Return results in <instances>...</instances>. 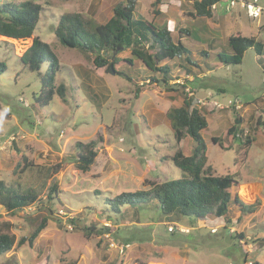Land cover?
<instances>
[{"label": "rangeland", "instance_id": "obj_1", "mask_svg": "<svg viewBox=\"0 0 264 264\" xmlns=\"http://www.w3.org/2000/svg\"><path fill=\"white\" fill-rule=\"evenodd\" d=\"M6 1L24 0L0 4ZM31 1L41 5L31 37L0 36V60L6 64L0 73V179L22 191L34 190L39 199L15 213L0 205V221L12 223L16 239L46 222L31 246H15L0 256V264H264V72L253 49L244 52L239 64H221L216 56L231 52L225 39L234 31L264 43V0H258L263 7L258 16H249L238 5L229 9L221 1L211 17H195L192 0L158 6L152 5L154 0H135L134 17L166 24L173 39L180 29L190 30L182 40L195 65L187 71L183 59L168 61L170 83L184 82L196 100L207 101L197 102V107L213 109L202 131L207 163L218 175L239 172L245 201L258 202L249 216L239 217L231 202L226 218L207 215L199 221L158 217L154 201L141 208L144 216L133 208L115 213L105 203L122 190L148 189L149 182L181 178L171 156L177 148L189 154L193 145L188 135L176 143L166 117L169 107L180 105L181 96L168 99L161 83L148 82L149 73L140 64L137 79L116 72L98 76L91 55L62 46L54 34L62 14L80 13L95 24L104 23L121 0ZM34 37L55 52L60 63L55 84L65 85L64 98L55 95L41 107L32 105L41 76L20 60ZM118 56L128 58L130 52ZM121 69L126 75L123 61ZM44 70L41 67V73ZM136 84L141 85L138 95ZM235 99L242 104L239 110L213 104ZM237 117L234 135H226ZM246 136L252 138L250 145L242 144ZM213 137L222 146L213 143ZM90 140H97V156L88 171H81L75 166L76 143ZM251 183L255 199L248 194ZM86 228L90 235H85ZM240 233L243 237L237 236Z\"/></svg>", "mask_w": 264, "mask_h": 264}, {"label": "trees", "instance_id": "obj_2", "mask_svg": "<svg viewBox=\"0 0 264 264\" xmlns=\"http://www.w3.org/2000/svg\"><path fill=\"white\" fill-rule=\"evenodd\" d=\"M169 1L154 0L152 5H163ZM221 1L224 0H192L194 9L192 14L195 17H211L212 5L217 6ZM134 10L135 0L118 1L113 6V13L108 20L99 24L84 18L80 13H64L58 19L54 34L62 46L91 55L98 76L102 77L109 72L112 64L117 74L128 80L137 79L141 76V70L137 67V64H140L149 73L148 82L161 83L168 99L174 100L181 96L180 105L169 107L166 117L170 122L176 143H180L188 135L193 140V145L189 154L177 148L171 156L172 163L183 173L181 178L162 182L152 181L149 182L148 189L122 190L113 197L107 198L106 205L115 213L122 212L121 207L133 208L138 209V212L144 216L146 213H142L141 208L146 209L154 201L158 217L168 220H171V216L177 220H181L180 217H188L195 221L203 220L207 215L226 218L231 202L236 207L239 217L254 214L257 211L258 202H246L244 193L241 189L237 190L240 187V173L235 171L218 175L215 174L212 165L207 163L206 143L202 131L206 129L207 115L213 109L197 107L196 98L192 94L189 95L184 82L175 83V86L170 83L173 78L172 65L168 61L175 58L183 59L187 71H189V65H195L190 49L182 40L183 34L190 35V30L180 29L177 38L173 39L171 29L166 24L156 25L151 21L137 19L134 17ZM155 11L159 13L158 9ZM40 12L41 5L31 0L1 3L0 36L14 39L31 37L37 27ZM225 41L231 52H217L216 56L221 64H239L244 52L247 49H253L260 56L259 62L264 72L262 41L255 36L243 35L240 31L231 32ZM153 48L155 51L151 52ZM212 49L216 47L212 46ZM125 50H129L130 57L122 59L118 53ZM202 53L205 57L208 56V51H202ZM20 60L28 70L41 76V85L39 91L33 94L32 105L47 106L55 95L64 98L65 85L55 84L60 63L48 43L34 37L32 44L21 54ZM122 61L125 62L126 75L122 74L123 69L118 70V65L122 64ZM41 67H45L44 73H41ZM5 70L6 64L0 60V73ZM141 85L136 84V95ZM239 123L240 119L235 118L226 135H234ZM212 142L222 146L216 137L212 138ZM251 142L252 138L246 136L242 144L250 145ZM96 144L97 140L76 143L75 166L77 169L81 171L90 169L97 156ZM234 188L236 190L233 193ZM52 190H55V187ZM38 199L39 196L34 190L22 191L19 186L7 184L0 179V205L5 211L15 213L35 204ZM45 222L46 219H43L28 237L22 236L16 239L12 231V223L0 221V256L25 242L31 246L45 227ZM92 229L94 230V227ZM88 230L90 229H85V235H90ZM104 230L109 232L108 228ZM230 236L234 237L233 234ZM237 236L243 237V234L240 233ZM263 239L264 237L260 240Z\"/></svg>", "mask_w": 264, "mask_h": 264}, {"label": "built area", "instance_id": "obj_3", "mask_svg": "<svg viewBox=\"0 0 264 264\" xmlns=\"http://www.w3.org/2000/svg\"><path fill=\"white\" fill-rule=\"evenodd\" d=\"M224 2L226 3L227 8H229V9L234 8L236 5H238L241 9H244L249 16H258L261 14V12L263 10V7L258 4V0H224ZM215 7H216L215 4L212 5L213 9ZM181 83H183V82L181 81ZM186 91L189 93V95L192 94L189 87L186 88ZM197 102L200 105H202V104H206L207 101L203 100V99H198ZM213 104L218 109H223L225 107L233 106L235 109L239 110L242 107V104L238 99L229 100L227 105H222L219 102H214ZM168 229L172 230L173 227L169 226ZM180 230L185 231L182 228H180ZM211 231H215V228H212Z\"/></svg>", "mask_w": 264, "mask_h": 264}, {"label": "crops", "instance_id": "obj_4", "mask_svg": "<svg viewBox=\"0 0 264 264\" xmlns=\"http://www.w3.org/2000/svg\"><path fill=\"white\" fill-rule=\"evenodd\" d=\"M215 102H217V101H215ZM207 121H208V118H207ZM254 184L255 183H251V186L248 184V189H249V196H251L252 198H256V196H257V191H255L256 190V187L254 186ZM241 183H240V187L237 189V190H239L240 188H241ZM236 190V189H235ZM250 198V197H249ZM239 215V214H238ZM249 216V215H248Z\"/></svg>", "mask_w": 264, "mask_h": 264}, {"label": "water", "instance_id": "obj_5", "mask_svg": "<svg viewBox=\"0 0 264 264\" xmlns=\"http://www.w3.org/2000/svg\"><path fill=\"white\" fill-rule=\"evenodd\" d=\"M109 73L111 74H115V69L113 67V65L111 64L110 67H109Z\"/></svg>", "mask_w": 264, "mask_h": 264}]
</instances>
